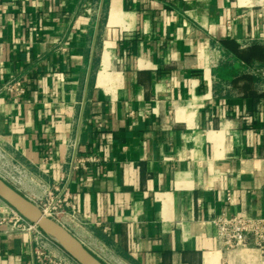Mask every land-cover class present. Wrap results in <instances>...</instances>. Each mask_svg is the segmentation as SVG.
<instances>
[{"label": "crops", "instance_id": "0c3cea01", "mask_svg": "<svg viewBox=\"0 0 264 264\" xmlns=\"http://www.w3.org/2000/svg\"><path fill=\"white\" fill-rule=\"evenodd\" d=\"M0 152L105 264H264L213 224L264 218V0H0Z\"/></svg>", "mask_w": 264, "mask_h": 264}, {"label": "built area", "instance_id": "2783aa9c", "mask_svg": "<svg viewBox=\"0 0 264 264\" xmlns=\"http://www.w3.org/2000/svg\"><path fill=\"white\" fill-rule=\"evenodd\" d=\"M6 90L15 91L14 85H7ZM18 94H23V89H17ZM0 178L17 191L26 176V170L16 162L8 161L7 156L0 152ZM61 200L52 194L47 199L35 203L47 216L63 225L60 221L62 211ZM217 230V239L225 250L249 247H261L264 243V218L255 219L248 216H218L213 219ZM0 226L10 231L24 233L30 236L34 244L36 264H75L70 255L60 257L52 253L50 244L60 247L50 236L46 235L37 224L31 223L18 211L0 198ZM64 226V225H63ZM65 227V226H64ZM66 228V227H65ZM67 229V228H66Z\"/></svg>", "mask_w": 264, "mask_h": 264}, {"label": "water", "instance_id": "95a60500", "mask_svg": "<svg viewBox=\"0 0 264 264\" xmlns=\"http://www.w3.org/2000/svg\"><path fill=\"white\" fill-rule=\"evenodd\" d=\"M0 198L31 223L50 236L78 264H105L68 229L47 217L43 211L23 194L0 178Z\"/></svg>", "mask_w": 264, "mask_h": 264}]
</instances>
